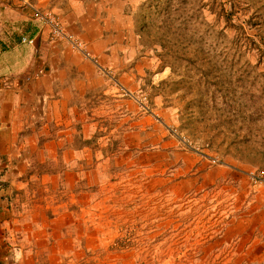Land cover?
<instances>
[{
	"label": "rangeland",
	"instance_id": "rangeland-1",
	"mask_svg": "<svg viewBox=\"0 0 264 264\" xmlns=\"http://www.w3.org/2000/svg\"><path fill=\"white\" fill-rule=\"evenodd\" d=\"M133 21L136 80L82 97L91 150L54 183L69 217L35 264H264L246 240L264 206L249 180L264 171V0H142Z\"/></svg>",
	"mask_w": 264,
	"mask_h": 264
},
{
	"label": "crops",
	"instance_id": "crops-1",
	"mask_svg": "<svg viewBox=\"0 0 264 264\" xmlns=\"http://www.w3.org/2000/svg\"><path fill=\"white\" fill-rule=\"evenodd\" d=\"M141 1L0 0V264H35L38 249L55 250L49 238L69 212L49 194L75 176L76 154L91 150L81 99L104 89L100 68L115 84L135 82L133 13ZM46 16L83 51L51 38ZM38 68L44 75L25 82ZM257 216L246 240L251 258L264 259V206Z\"/></svg>",
	"mask_w": 264,
	"mask_h": 264
},
{
	"label": "built area",
	"instance_id": "built-area-1",
	"mask_svg": "<svg viewBox=\"0 0 264 264\" xmlns=\"http://www.w3.org/2000/svg\"><path fill=\"white\" fill-rule=\"evenodd\" d=\"M45 18L51 28V38H53L54 40H66L73 49L80 52L83 51L82 44L79 41L73 39L72 37L66 36V34L63 33L59 22L55 18L47 16ZM22 42L26 44H33V40L22 39ZM43 72L44 71L42 70V68H38L34 73L26 75L24 77V81L29 82L33 79H36L42 76L44 74ZM99 72L104 77V79L113 81V75L109 70L100 68ZM249 180L250 184L253 187H261L264 189V171L250 173Z\"/></svg>",
	"mask_w": 264,
	"mask_h": 264
}]
</instances>
